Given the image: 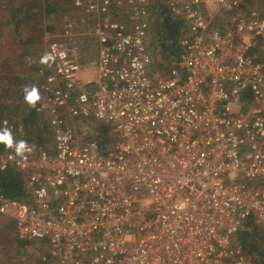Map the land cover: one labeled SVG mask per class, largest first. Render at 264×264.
Masks as SVG:
<instances>
[{
    "label": "built area",
    "instance_id": "obj_1",
    "mask_svg": "<svg viewBox=\"0 0 264 264\" xmlns=\"http://www.w3.org/2000/svg\"><path fill=\"white\" fill-rule=\"evenodd\" d=\"M244 1L73 0L78 18L44 34L34 112L49 145L0 130V172L26 194H0V219L43 246L38 264H262L235 239L264 228V15ZM162 3L185 32L156 70Z\"/></svg>",
    "mask_w": 264,
    "mask_h": 264
},
{
    "label": "trees",
    "instance_id": "obj_2",
    "mask_svg": "<svg viewBox=\"0 0 264 264\" xmlns=\"http://www.w3.org/2000/svg\"><path fill=\"white\" fill-rule=\"evenodd\" d=\"M25 1L26 0H24V2ZM245 2L248 1L245 0ZM31 6H34V8L37 7L35 2H33V5ZM19 8L20 7L15 9L16 13L19 12ZM29 11L30 9L27 8L26 12L28 13ZM153 11H151V14L153 13L155 16H157L156 21H161L159 23L161 25L159 26V28H157L155 36L158 38V41H156V49L158 46L160 50V62L156 63V66H153L156 70H159L162 69L165 65V60L179 56V41L184 35L185 26L179 21L172 20L166 17L163 3L156 6ZM13 18L15 17L11 15L12 20H14ZM39 19L40 18H34V21L38 23ZM12 22L13 21H11V24L9 25H12ZM13 23L16 25L15 29L18 30L19 26L25 23L30 24V19H28L26 16V18H22L21 20ZM4 24L7 25L6 23ZM48 30L49 31L42 32L39 29V36H36L32 32V34H30V31L28 32V40L26 43L24 42L25 48H23L21 52L17 54L16 63L22 61L28 56H31L30 50H32V46L36 43L42 42L43 36L46 32H52V29L49 28ZM159 50L157 49V51ZM35 63V66L32 63L31 66L27 67L24 71L25 76L29 77V79L31 75L35 74V83L32 82V84H30L26 82V78L23 77L21 73L14 77L13 82H15L14 85L16 89L12 90L10 85L9 87H5L7 85L6 79L4 77H0V129H6L7 126L13 121L19 122L25 126V131L26 129L29 130L28 141L37 143L38 145H41L43 147H47L50 140L48 129L44 123L40 122V120L37 119L34 112L37 98L31 103L26 99V97L30 95L33 90L36 91V94L38 96L40 82L36 78V73L39 69L45 66V62L44 60L37 59ZM15 66L17 67V69H21V65ZM18 71L19 72L17 73L21 72L20 70ZM0 75L2 76V74ZM11 99L17 100L15 101V105H12ZM102 131L100 132L102 133ZM102 134L100 138L101 144L105 145L107 141L103 138ZM4 151H6V147L2 143H0V153H3ZM22 185V178L16 171L8 169L5 172H0V194L4 197L17 201L24 200L26 198V194L24 193ZM9 229L10 227H4L0 233V236L9 237V232L12 231V229L10 231ZM235 239L236 243H238V245L246 254L256 256L261 261V263L264 264V228L255 229L248 234H237ZM15 243L18 244L19 248L24 249H30L31 246L30 245L29 247H27L28 243L23 244V241L20 240H15ZM39 246L42 245L39 244Z\"/></svg>",
    "mask_w": 264,
    "mask_h": 264
},
{
    "label": "rangeland",
    "instance_id": "obj_3",
    "mask_svg": "<svg viewBox=\"0 0 264 264\" xmlns=\"http://www.w3.org/2000/svg\"><path fill=\"white\" fill-rule=\"evenodd\" d=\"M72 1L73 0H26L24 2V0H0V74H2L0 77L6 79L7 85L5 87H9L10 85L12 90L16 89L14 85L15 82H13L14 77L21 73V75L26 78V82L30 84H32V82L35 83V74L31 75L29 79V77L25 76L24 71L27 67L31 66L32 63L35 66L37 59L44 60L45 62L46 52L44 41L34 44L32 50H30L31 56L16 63L17 54L25 48L24 42L26 43L28 40L29 31L30 34L34 33L36 36H39V29L43 32L49 31L48 29L50 28L52 29V32H58L62 28V19L65 16L78 18L79 14L72 10ZM246 1L248 2H243V9L255 8L264 15V0ZM33 2L36 3V8L31 6L33 5ZM18 7H20L19 12L16 13L15 9ZM27 8L30 9L28 13L26 12ZM11 15L15 17L13 18L14 20L11 19ZM26 16L30 19V24L25 23L19 26L18 30H16V25L13 22L19 21L22 18L24 19ZM219 16L220 15L217 17ZM34 18H40L39 22H35ZM11 21H13L12 25H9L11 24ZM156 22V19L152 21L149 31L154 59L160 58L159 47L157 46L159 51L156 49V41H158V38L155 36L157 28L161 25L159 24L161 21ZM89 49L90 53L88 54L87 59L89 62H92V60L95 59L94 50L91 46ZM159 62L160 61L156 59L154 66ZM15 65H21V69H17ZM18 70L21 72L17 73L19 72ZM85 75L87 77L89 76L88 73H85ZM82 77H85L84 74ZM11 101L12 105H15V101L17 100L11 99ZM28 136L29 130L26 129L24 139L28 140ZM10 230L11 228L9 231ZM9 238L10 241L8 242L0 240V251L2 250L1 248H4V250L0 252V264H19L18 262H20V264H38L40 257L45 253L43 246H39V244L33 242L23 241V244L28 243L27 247L31 245L30 249L19 248L18 244L15 243V240H18V238L13 230L9 232ZM19 255L22 256V260H20ZM9 258L11 259L9 260Z\"/></svg>",
    "mask_w": 264,
    "mask_h": 264
},
{
    "label": "crops",
    "instance_id": "obj_4",
    "mask_svg": "<svg viewBox=\"0 0 264 264\" xmlns=\"http://www.w3.org/2000/svg\"><path fill=\"white\" fill-rule=\"evenodd\" d=\"M216 11H217V6L215 4H210V5H208V7H207L206 11L203 13V15H204L205 18H207L208 16L214 14ZM228 16H229V13H226V12L222 13V15L219 16V17L216 16V23L215 24L221 30H226L227 29V27H228V25H227ZM36 100L38 101V99H36ZM4 227H10L14 231L13 226L10 223H8L5 219L1 218L0 219V233L3 230ZM0 240L8 242V241H10V238L6 237V236H0ZM1 249H2L1 251L4 250V248H1ZM19 257H20V260L23 259L21 255H19ZM10 259L11 258H9V260ZM18 263L20 264V262H18Z\"/></svg>",
    "mask_w": 264,
    "mask_h": 264
},
{
    "label": "clouds",
    "instance_id": "obj_5",
    "mask_svg": "<svg viewBox=\"0 0 264 264\" xmlns=\"http://www.w3.org/2000/svg\"><path fill=\"white\" fill-rule=\"evenodd\" d=\"M36 98H37V94L35 90H33L32 93L26 97V99L30 103L33 102ZM0 143H4L8 147L12 146V139L7 132L0 134ZM25 150H27L25 146V142L20 141L16 144L15 151L17 154H21Z\"/></svg>",
    "mask_w": 264,
    "mask_h": 264
}]
</instances>
